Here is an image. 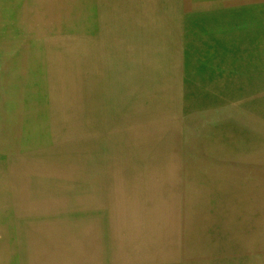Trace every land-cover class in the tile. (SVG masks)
<instances>
[{"label": "rangeland", "instance_id": "374dc122", "mask_svg": "<svg viewBox=\"0 0 264 264\" xmlns=\"http://www.w3.org/2000/svg\"><path fill=\"white\" fill-rule=\"evenodd\" d=\"M87 1L0 0V77H51L35 55L62 52L77 77L73 65L58 77L83 84L86 109L97 110L81 131L0 153V264H94L87 196L105 215L104 264H264V3L255 12L246 0ZM19 161L75 171L50 173L66 185L51 186L49 225L34 245ZM134 175L160 184L129 197ZM170 196V208L146 204ZM145 223L159 242H146Z\"/></svg>", "mask_w": 264, "mask_h": 264}, {"label": "bare ground", "instance_id": "6f19581e", "mask_svg": "<svg viewBox=\"0 0 264 264\" xmlns=\"http://www.w3.org/2000/svg\"><path fill=\"white\" fill-rule=\"evenodd\" d=\"M87 2H91V0H88ZM28 7L29 6H26L25 9L28 10L31 14H33L35 9L33 10L32 7H29V8ZM41 10L42 9H40L39 11ZM89 13L91 12H88L87 14ZM41 16H44V15H41ZM39 28L44 29V31L47 30L41 25L39 26ZM34 31H36V29H34ZM212 34H213L212 31H209L207 33L206 38L209 40ZM74 39L76 41L80 40L79 38H74ZM222 40L227 42L229 38H222ZM228 42H231V41L229 40ZM43 45L45 44L43 43ZM242 46L243 45L241 43L238 45L235 44L234 48L238 52L239 48H241ZM5 54H6V51L1 49L0 57H2ZM42 55L37 54L35 55V57L38 58L39 60L41 59L44 60L47 58V65L51 67V71L53 70V73H52L53 75L51 77H0V153L20 152L24 149H27L32 144L42 145L45 142L51 141L55 137H62L63 135L68 133L71 129L73 130L74 128L81 131L87 127L89 122H92L90 119L91 111L93 114L95 111H97L93 109H86V105H88L87 103L88 98L86 97L83 84L80 86V88H78L76 85L75 86L69 85L65 77H58L62 74V71L60 70L59 66L67 67V66H72V65H73V73H75L73 75L74 77H77L76 76L77 73L75 72V63L67 60L62 55V52L55 54L53 51H49L46 55H43L45 57H43ZM32 57H34V55H32ZM239 57H242V53L238 54L237 58ZM27 59L28 57L26 58V60ZM60 59L61 61H59ZM79 59L80 57L78 56V60ZM21 67H23V64L21 65ZM6 70H9V68ZM22 71L25 72V68ZM89 95L90 97L94 96L93 93H90ZM89 95L87 94L88 97ZM244 126H245V123L241 122L239 125V128L237 129L243 130ZM60 129L62 130V132H56L57 130H60ZM132 153H137L138 157L140 158L142 154L143 156L144 154H146V150L145 149H143L142 151L137 150V149L130 150L129 154H132ZM119 167L125 170L124 165L123 166L120 165ZM17 168L19 170L18 171L19 172L18 173L19 174V188L21 192H23L24 194L23 196L24 205H25L24 207L25 215L24 216H25V220H27L25 221V223L29 225V228H31V230H33V231L30 230V232L32 233V239L30 240V242L34 245V243L38 244L40 242L38 236L42 235L44 232V228H41V227H44V225L48 227L49 225L48 224L49 215H50L49 210H51L52 199H53V197H51V194H50L51 186H53L54 188L56 184L57 190L60 191L66 185L65 178H61V180L59 179L55 184L51 183V181L49 180L50 173L57 172V175H61L65 173L75 174V171L66 170L64 168H59L56 166L54 167L49 166V165L47 166L39 162H27V161H19L17 163ZM149 168L150 166H148L147 168H142L141 171L142 172L143 170L148 171ZM199 176H201V174H199ZM137 178L138 177L135 178V175H134L133 180H129V183L127 185L124 184L125 185L124 188H126L125 193H127L129 197L130 196L136 197L140 191L141 185L143 184H144V187H148L150 189L151 188L157 189L158 185L160 184V182L157 183V181L154 179L155 176H152V177L143 176L142 180H140L141 183L138 181ZM91 181L92 182H90L89 185H92V186L88 190L93 192L94 181L93 180ZM198 181L200 182V180ZM72 182H73V185H75L76 180ZM142 190H143V186H142L141 191ZM201 190L202 189H200V191ZM173 197L170 196L169 202L164 205L160 204L158 201H155V200L154 201L152 200L148 203H146L145 202L146 200H145L144 202L148 204L151 212L153 211L156 212V210H159L160 208H163L164 206H165L164 208H170L173 202ZM84 201L88 203L89 205L88 210L91 211L89 213H90V216L92 217L91 226H89V229H88V234H90L91 241L88 243L86 247L88 251L87 256H88V259L91 260L90 262L94 264H104L106 260V251H107L106 242L108 238L106 236L105 231L101 233L100 226L102 224L105 225V222H104L105 215L104 213L101 214L99 212L98 197L94 198V197L87 196ZM214 202L216 203L215 200ZM128 203L129 202H127V204ZM35 208L38 209L42 217L43 216L46 217L44 218L45 221L40 220L41 216H38L39 218L37 219L33 217ZM138 215L139 214H137V211L135 210L131 211V217L135 219L134 222H137ZM123 222H125L124 219H123ZM141 227L143 228V231H147L144 234V236H146L144 238L146 242L153 243L154 241H158V242L160 241V235L162 234H159V229L156 224L145 223V224H141ZM151 248H154V247H151Z\"/></svg>", "mask_w": 264, "mask_h": 264}, {"label": "crops", "instance_id": "0c3cea01", "mask_svg": "<svg viewBox=\"0 0 264 264\" xmlns=\"http://www.w3.org/2000/svg\"><path fill=\"white\" fill-rule=\"evenodd\" d=\"M255 2V6H259L258 10H256L255 12H259L261 11V8H263V3H264V0H246L245 2ZM263 2V3H262Z\"/></svg>", "mask_w": 264, "mask_h": 264}]
</instances>
